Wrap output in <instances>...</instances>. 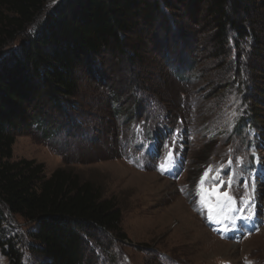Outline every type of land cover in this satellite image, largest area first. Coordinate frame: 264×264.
Segmentation results:
<instances>
[{
	"label": "rangeland",
	"instance_id": "1",
	"mask_svg": "<svg viewBox=\"0 0 264 264\" xmlns=\"http://www.w3.org/2000/svg\"><path fill=\"white\" fill-rule=\"evenodd\" d=\"M253 2L235 15L243 35L230 32L221 52L211 31L189 21L183 31L195 44L186 51L178 31L160 22L145 36L139 23L128 43L146 47L136 61L107 50L79 68L75 129L16 137L13 162L41 164L45 177L72 171L118 208L126 240L89 243L86 264H264V0ZM180 53L194 62L183 82L170 68ZM224 193L234 198V222H209L201 195L216 216ZM0 264H8L1 254Z\"/></svg>",
	"mask_w": 264,
	"mask_h": 264
},
{
	"label": "trees",
	"instance_id": "2",
	"mask_svg": "<svg viewBox=\"0 0 264 264\" xmlns=\"http://www.w3.org/2000/svg\"><path fill=\"white\" fill-rule=\"evenodd\" d=\"M47 1L0 0V254L8 264H86L89 243L126 240L118 208L91 183L64 168L45 177L41 164L12 161L16 137L30 129L57 138L76 128L79 68L107 50L136 61L146 47L128 43L139 23L145 36L160 22L178 31L186 51L195 44L183 31L189 21L211 31L221 52L230 32L243 35L235 15L254 7L253 0H59L46 11ZM178 56L170 68L183 82L194 62Z\"/></svg>",
	"mask_w": 264,
	"mask_h": 264
},
{
	"label": "snow or ice",
	"instance_id": "3",
	"mask_svg": "<svg viewBox=\"0 0 264 264\" xmlns=\"http://www.w3.org/2000/svg\"><path fill=\"white\" fill-rule=\"evenodd\" d=\"M161 167L163 168V166H161ZM208 171H211V168H209L204 173V176L201 178V184H203L204 179L207 177ZM221 183H223V182H221ZM228 184H229V186H231V184H232L231 179H229ZM244 187H245V195L247 196V188H248L247 184H245ZM198 192H199V186H198ZM200 203L205 204V206L208 207V220H209V222L220 223L221 219L217 218V216H223V218H225V219H232V221L234 222L235 218L230 217L229 213L231 211H237V209L233 206L234 205V198L229 196L227 193L223 194L222 200H219V198H218L217 208L220 211L217 213L216 216H214L213 207L206 203L203 195H201ZM241 203H243L245 208L249 207V205L251 203V197H248L247 200H244L242 198ZM243 210H244L243 208L239 209V211H243ZM241 218L242 219H251L250 216H245V217H241Z\"/></svg>",
	"mask_w": 264,
	"mask_h": 264
},
{
	"label": "bare ground",
	"instance_id": "4",
	"mask_svg": "<svg viewBox=\"0 0 264 264\" xmlns=\"http://www.w3.org/2000/svg\"><path fill=\"white\" fill-rule=\"evenodd\" d=\"M214 240V239H213Z\"/></svg>",
	"mask_w": 264,
	"mask_h": 264
}]
</instances>
